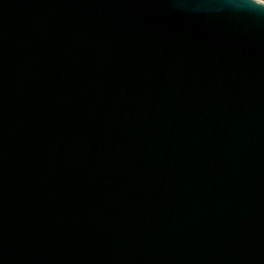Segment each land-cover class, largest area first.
Masks as SVG:
<instances>
[{"label":"water","instance_id":"1","mask_svg":"<svg viewBox=\"0 0 264 264\" xmlns=\"http://www.w3.org/2000/svg\"><path fill=\"white\" fill-rule=\"evenodd\" d=\"M0 264H264V1L0 0Z\"/></svg>","mask_w":264,"mask_h":264},{"label":"built area","instance_id":"2","mask_svg":"<svg viewBox=\"0 0 264 264\" xmlns=\"http://www.w3.org/2000/svg\"><path fill=\"white\" fill-rule=\"evenodd\" d=\"M262 1H264V0H262Z\"/></svg>","mask_w":264,"mask_h":264}]
</instances>
